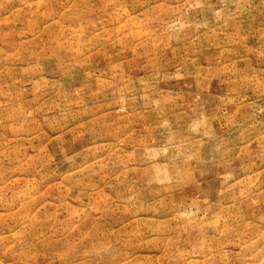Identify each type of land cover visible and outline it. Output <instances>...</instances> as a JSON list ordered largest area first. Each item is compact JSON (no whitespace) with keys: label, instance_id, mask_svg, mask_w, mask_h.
<instances>
[{"label":"rangeland","instance_id":"374dc122","mask_svg":"<svg viewBox=\"0 0 264 264\" xmlns=\"http://www.w3.org/2000/svg\"><path fill=\"white\" fill-rule=\"evenodd\" d=\"M0 264H264V0H0Z\"/></svg>","mask_w":264,"mask_h":264}]
</instances>
